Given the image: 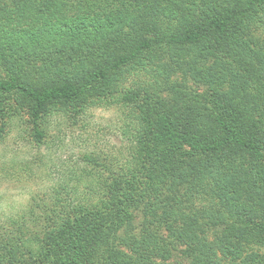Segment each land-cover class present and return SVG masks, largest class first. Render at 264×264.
<instances>
[{"label":"trees","instance_id":"16d2710c","mask_svg":"<svg viewBox=\"0 0 264 264\" xmlns=\"http://www.w3.org/2000/svg\"><path fill=\"white\" fill-rule=\"evenodd\" d=\"M259 33L264 0H0V145L19 129L42 148L55 121L110 109L129 144L0 213V264H150L177 243L191 264H264Z\"/></svg>","mask_w":264,"mask_h":264},{"label":"rangeland","instance_id":"374dc122","mask_svg":"<svg viewBox=\"0 0 264 264\" xmlns=\"http://www.w3.org/2000/svg\"><path fill=\"white\" fill-rule=\"evenodd\" d=\"M152 9L151 6L143 7L142 16L150 19L149 11ZM130 10L132 12L133 9ZM253 39L258 42V46L264 48V35L259 33L253 36ZM218 57L214 54L206 64L211 66ZM223 59L226 62L224 55ZM180 80L177 76L172 78V81ZM126 122L122 114L114 109L95 110L76 121L57 120L42 148H37L33 143L28 136L29 130L26 133L19 129L13 132L9 139L0 145V170H7L6 173L13 172L12 175H5V178L3 175L6 173L0 172V213L6 217L29 212L31 207L38 206V200L52 195L57 185L69 182L75 184L72 181L74 178L71 176L72 172L77 171L74 175L79 176L82 175L81 171L85 170L86 174H89L94 170V163L84 161L86 155L97 162L120 158V150L125 151V147H129L128 139L122 131ZM77 190L75 197L81 196L77 193L79 190L82 192L83 184L79 185ZM166 196L171 203L177 204L179 200H183L185 189L168 191ZM195 209H198L197 203L194 207L185 209V212H192ZM134 217L136 229L133 234L139 237L145 216L141 212H134ZM157 231L161 235L166 234L164 229L157 228ZM217 233H220V230L210 229L202 234V237L213 241ZM252 249L261 254L264 252V249L257 247L256 238ZM171 252L170 260L155 258L150 260V264H191L184 245L177 243Z\"/></svg>","mask_w":264,"mask_h":264}]
</instances>
